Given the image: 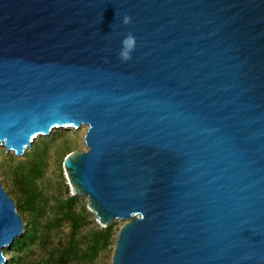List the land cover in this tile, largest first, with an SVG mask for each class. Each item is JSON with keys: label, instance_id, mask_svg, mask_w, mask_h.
<instances>
[{"label": "water", "instance_id": "obj_1", "mask_svg": "<svg viewBox=\"0 0 264 264\" xmlns=\"http://www.w3.org/2000/svg\"><path fill=\"white\" fill-rule=\"evenodd\" d=\"M82 125L110 264H264V0H0V146ZM25 225L0 179V264Z\"/></svg>", "mask_w": 264, "mask_h": 264}, {"label": "rangeland", "instance_id": "obj_2", "mask_svg": "<svg viewBox=\"0 0 264 264\" xmlns=\"http://www.w3.org/2000/svg\"><path fill=\"white\" fill-rule=\"evenodd\" d=\"M86 129L83 125L77 129L54 128L48 134L37 136L21 156L0 146V179L26 224L24 233L14 241L25 234L35 218L31 212L24 211L22 203L30 198L40 211L38 239L30 242L23 252L11 249L12 245L5 248L4 264H110L116 234L124 222L115 220L106 227L98 223L87 206V198L75 194L63 169L67 153L86 148ZM105 228L109 229L108 241L95 257L78 258L74 253L68 258L59 255L71 242L85 251L90 236Z\"/></svg>", "mask_w": 264, "mask_h": 264}, {"label": "trees", "instance_id": "obj_3", "mask_svg": "<svg viewBox=\"0 0 264 264\" xmlns=\"http://www.w3.org/2000/svg\"><path fill=\"white\" fill-rule=\"evenodd\" d=\"M22 207L24 211L31 212L33 215H35V218H33L31 223L27 226L25 234L21 238L16 239L11 246V249L18 248L20 250L19 252H23L30 242H35L38 239L37 219L40 214V211L35 208L36 206L34 204V201L32 199L30 200V198L26 199L25 202L22 203ZM108 238L109 229H100L96 233L92 234V236H90L89 245L88 247H86L85 251L82 252L77 243L75 244L71 242V244L64 248L59 255L68 258L70 253H74L78 258L84 256V258L88 259V256L90 255H92V257H95L100 247H103L107 243ZM49 258L51 259L53 258V256H49Z\"/></svg>", "mask_w": 264, "mask_h": 264}, {"label": "clouds", "instance_id": "obj_4", "mask_svg": "<svg viewBox=\"0 0 264 264\" xmlns=\"http://www.w3.org/2000/svg\"><path fill=\"white\" fill-rule=\"evenodd\" d=\"M132 22V17L125 14L122 17V23L127 25ZM136 46V37L133 33L129 32L121 41V47L119 51V57L123 61H128L132 59V52Z\"/></svg>", "mask_w": 264, "mask_h": 264}]
</instances>
